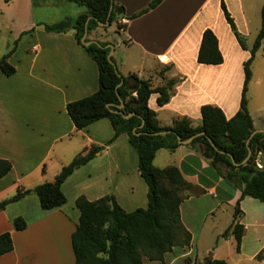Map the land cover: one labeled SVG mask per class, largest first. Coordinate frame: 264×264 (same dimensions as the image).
Listing matches in <instances>:
<instances>
[{"label": "crops", "instance_id": "obj_1", "mask_svg": "<svg viewBox=\"0 0 264 264\" xmlns=\"http://www.w3.org/2000/svg\"><path fill=\"white\" fill-rule=\"evenodd\" d=\"M263 1L258 3V7L264 4ZM196 2L165 0L142 17L129 20L130 16L148 4L127 12V8L121 6L122 0H115L113 12L117 9L120 11L119 8H123V12H115L117 18L113 24L116 28L118 25L125 28L117 33L124 36V45L114 46L112 54L124 78L136 76L139 80H149L154 88L166 84L168 74L165 75V66H175L180 77L177 76L170 102L159 107L157 95H153L148 104L157 114L167 107L182 113L180 118L187 117L192 121L190 117H196L199 122L195 124L192 121L194 126L201 124L200 110L203 105L220 107L228 119L240 107V100L237 105L235 96L222 93L217 95L216 91L206 86L208 82L209 85L214 82L210 77L218 78V74L223 70L222 74L225 73L229 67L230 53L216 31L208 26L192 30L189 24L183 29L187 30L184 35L175 36L165 46V22L167 29L174 23L186 22L187 13H184ZM67 3L70 4L67 0H0V58L11 53L8 62L16 70L12 76H6L0 69V159L12 163L10 173L0 179V203L15 195L19 189H34L40 184L53 182L64 166L93 146H104L105 149L89 163L75 170L64 182L62 190L67 202L62 207L44 211L39 198L30 194L0 211V234L9 232L14 243V250L1 256L0 264H75L71 237L80 218V211L76 207V200L80 196L90 201L114 196L127 212L148 206V187L139 172L138 154L127 137L121 136L107 145L114 137L108 119L77 130L67 113L69 103L87 98L99 89L97 64L77 43L75 32L53 33L44 29V25L55 24L68 17L76 18L86 12V8L76 4L78 8L70 7L75 16L69 14L59 20L43 18L42 13L37 11V7L41 8L43 4L45 8L60 10V4L66 8ZM249 4L256 7L257 2L249 0ZM208 5L209 0H202L195 16H202ZM189 29L191 32L188 34ZM207 29L212 30L217 38L216 53L211 63L199 64L197 56L203 33ZM109 34L103 39L99 38V43L113 45L114 38ZM186 34L185 47L178 49L177 43ZM133 48L139 50L142 66L149 62L147 68L136 71L138 67L128 65L129 54L126 52ZM243 59L244 67L247 57ZM188 63L189 69L186 68ZM207 96L210 97L205 102ZM159 122L163 127L173 126L163 125L160 119ZM254 127L256 130H264L263 126L257 128L254 124ZM161 152H165V156L170 154L174 157L176 164L157 166ZM261 155H258L259 161ZM154 165L160 169L177 167L184 179L197 191L195 194L188 193L181 205L183 225V208L193 197L212 196L220 199L221 204L229 203L234 207L241 197V188L223 178L209 165L205 156L189 145H181L175 151L159 150ZM249 206L259 216L258 219L263 217L261 221L264 225V203L245 197L240 203L243 217L248 214ZM19 217L27 223L23 231L14 228V220ZM241 222L246 230L242 251L250 227L256 230L260 224L254 221L251 226L243 222V219ZM185 228L191 233L187 226ZM263 251L264 243L251 253L250 258L257 260ZM258 261L264 263V258Z\"/></svg>", "mask_w": 264, "mask_h": 264}, {"label": "trees", "instance_id": "obj_2", "mask_svg": "<svg viewBox=\"0 0 264 264\" xmlns=\"http://www.w3.org/2000/svg\"><path fill=\"white\" fill-rule=\"evenodd\" d=\"M70 3L85 7L86 12L76 18H66L58 23L44 25L47 32L65 33L75 32V38L88 56L97 64L99 71V89L93 95L71 102L67 105V113L77 130H83L93 123L108 119L114 130V137L107 145L112 144L121 136H126L131 146L136 150L139 158V172L148 187V206L132 212L124 210L114 196H105L90 201L84 196L76 200V207L80 211L79 222L72 234V248L75 264H143L144 260L165 264V255L176 247H189L192 234L185 228L181 219V205L187 194H195V187L187 182L177 167L157 168L154 165L156 154L161 149L175 151L181 146L178 136L186 141L198 136L189 146L203 156L207 155L209 165L223 178L233 182L241 188V197L235 205L233 222L222 234V237L232 235L236 241V252L241 253L245 225L241 222L243 211L240 203L245 197H251L264 203V171L257 168L258 155L264 154V133H257L248 108V88L252 80L251 66L264 40V4L261 9V28L250 50V57L246 60L243 71L244 81L238 112L228 119L224 111L214 105L201 107V124L194 126L187 117L174 121L173 126H161L158 114L149 107L151 96L157 95V105L163 107L168 104L173 94L176 80H171L163 86L154 88L149 80H139L135 90H128L126 83L118 88L122 78L114 65L108 60L110 48H104L108 43L84 46L82 38L87 33L111 27L117 15L112 12L109 17L112 0H67ZM115 1V0H114ZM165 0H151L148 5L135 12L129 20L142 17L156 9ZM220 8L224 19L230 27L236 41L242 50H247L225 0L220 1ZM108 26L101 27L100 24ZM119 31L125 28L117 26ZM91 41L86 39V42ZM217 48V38L214 32L207 29L203 33L197 56L199 64H209L213 60ZM11 54V53H10ZM0 58V69L6 76H12L16 70L8 62L9 55ZM116 65L113 57L111 58ZM135 94V95H134ZM124 102L122 112L124 116L134 113L135 116L126 119L119 111ZM137 104V107L133 105ZM171 130L173 133L161 135ZM252 155L246 164L248 156L247 141ZM210 140L213 141L214 148ZM104 146H93L77 156L70 164L64 166L53 182H46L34 189H19L12 197L0 203V211L9 204L21 201L30 194L39 198L44 211H51L66 204L63 193L64 182L80 167L89 163ZM234 157L237 166L233 164ZM12 170V163L0 159V179ZM16 231H23L27 223L21 217L14 220ZM14 243L9 232L0 234V257L11 253ZM262 252L257 256L262 260ZM204 264H228L225 260L214 259Z\"/></svg>", "mask_w": 264, "mask_h": 264}, {"label": "rangeland", "instance_id": "obj_3", "mask_svg": "<svg viewBox=\"0 0 264 264\" xmlns=\"http://www.w3.org/2000/svg\"><path fill=\"white\" fill-rule=\"evenodd\" d=\"M53 1L55 2L58 0H52V2ZM150 1L151 0H122L123 4L121 6L124 9L127 8L128 12L132 9L142 8ZM201 1L202 0H197L191 7H188L187 12L184 13H187L186 22L181 21L174 23L169 26L168 29L167 22H165V46H167L175 36L184 35L187 30L184 31L183 29L189 24L192 30L195 27L208 26L216 31L223 45L230 53L229 67L226 69L225 73L222 74L224 70L221 71V74H218V78L214 79L210 77V80L214 82L210 81L212 85H209L208 82L206 86L216 91L215 93L217 95L222 93L235 96L238 105L244 77L242 76V74L244 75L242 59L244 57L243 60H246L245 57H247V59L250 57V50L261 28V9L263 5L258 7V3L261 2V0H256V7L249 6V0H228V2L225 0L228 10L236 23L238 32L247 48V50L244 51L239 46L234 34L224 19V15L220 8V0H209L208 9L203 10L202 16L196 17L195 14L200 9L199 6L201 5ZM61 5L62 4H60V10H56L55 8H45L43 4L41 8L37 7V11L42 13L43 18L46 17L50 18L48 20H59V18L61 19L63 16H69V14L75 16L73 13L74 11L70 7H79L72 3L65 4L67 5L65 6L66 8ZM115 30L118 31V28L113 24L111 27H108V32L104 28L98 29L91 35H88V39L99 42V38L103 39L110 33L109 35L114 38L113 46L124 45V36L118 35L115 33ZM190 32L191 30L189 29L188 34ZM119 33H121V30ZM186 37L187 34L179 40L177 43V46L179 45L178 49L185 47L187 42ZM136 50L137 48H133V50L130 49L129 52H126V54H129L128 65L138 67L135 69L136 71L141 70L140 68H147L149 62H146L144 66H142L140 52ZM124 53L125 52H123L122 55ZM186 68L189 69V63ZM184 70V72H186V69ZM251 70L252 80L249 84L247 93L248 108L255 126L259 128L262 126L264 127V42L261 50L256 54ZM167 74L168 77L165 78V83L171 80H176L177 82V76L178 78L180 77L179 70L173 65L165 66V75ZM213 83H215V85H213ZM208 97L210 96L206 98L203 97V99L205 98V102H208ZM175 110L166 107L165 110L159 111L158 118L163 125L171 126L175 120L182 116V113ZM190 118L195 124L199 122L196 117L191 116ZM165 155V152L159 154L156 163L157 166L162 167L176 164L174 157L170 156V154H167V156ZM234 210V206L229 203L221 204L220 199L217 200L212 196L193 197L191 202L186 204L183 208L184 225L187 226L194 235L192 243L189 247H176L171 253L166 254L165 264H204L214 259L225 260L228 264H264L258 261V259L254 260L250 258L251 253L264 243V225H262L261 221L263 217L258 219L257 217L259 216L251 206H249L247 210L248 214H246V217L244 216L242 218L243 222L253 226L254 221H258L260 225H257L256 230L250 227L248 238L246 242H244L241 253L238 254L236 252V241L234 236L229 235L225 238L222 237V234L233 222ZM261 256L264 258V251ZM210 258L212 259L209 260ZM144 263L151 264L148 260H144Z\"/></svg>", "mask_w": 264, "mask_h": 264}, {"label": "water", "instance_id": "obj_4", "mask_svg": "<svg viewBox=\"0 0 264 264\" xmlns=\"http://www.w3.org/2000/svg\"><path fill=\"white\" fill-rule=\"evenodd\" d=\"M113 10H114V0H112V4H111V7H110V12H109V17L111 16ZM119 10H120V11H118V9H117V10H115V12L118 13V14H120L121 12H123V8H119ZM108 25H109V22H107L106 24H100L101 27H105V26H108ZM87 37H88V34L86 33V34L84 35V37L82 38V44H83L84 46H90L91 44H97L98 46H101V44H100L98 41H95V40H91V41L86 42ZM104 48H110V49H111V51H110V53H109V55H108V60H109V62H110L111 64L114 65V68H115L116 72L119 73V71H118L116 65L113 63V61H112V59H111V58H112L113 51H114V46H113V45H108V46H106V47H104ZM125 83H126V87H127L128 90H135V89L137 88V86H138L139 81H138L135 77H130V78L127 79V80H125V79L122 78L121 83H120V85L118 86V88H120L121 86H123ZM124 105H125V104H124V102L122 101V102H121V105L119 106V111H116V113L121 114V115L124 116V114H123V112H122V109L124 108ZM133 106H134V107H137L138 105H137V104H134ZM133 116H135L134 113L129 114V115L124 116V117H125L126 119H128V118L133 117ZM168 133H173V131L168 130V131L162 132V133H160V134H161V135H166V134H168ZM257 133H264V130H255V131L252 133L250 139H251L255 134H257ZM204 135H205V133H200V134H198V135H194L193 137H191L190 139H188V140H186V141H183L179 136H178V139H179V143H180L181 145H189V144H191V143L194 141V139H195L196 137H198V136H204ZM250 139L247 141V145L249 144ZM210 143H211V145H212L214 148H216V146H215V144L213 143V141L210 140ZM248 151H249V152H248V156H247V158L245 159V161L243 162V164H246V163L248 162V160L250 159L251 155H252V150H251V148L249 147V145H248ZM205 157L207 158V155H205ZM230 157H231V159H232V161H233V164L237 166L238 164L236 163L234 157L231 156V155H230ZM260 164H261V168L258 167V169H259L260 171H264V154L261 155V158H260ZM211 259H212V258H210L209 260H211Z\"/></svg>", "mask_w": 264, "mask_h": 264}, {"label": "built area", "instance_id": "obj_5", "mask_svg": "<svg viewBox=\"0 0 264 264\" xmlns=\"http://www.w3.org/2000/svg\"><path fill=\"white\" fill-rule=\"evenodd\" d=\"M135 95V94H134ZM257 166L260 168L261 167V164H260V161L259 159H257Z\"/></svg>", "mask_w": 264, "mask_h": 264}]
</instances>
